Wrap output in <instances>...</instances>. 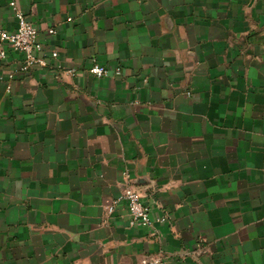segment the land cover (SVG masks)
<instances>
[{
  "label": "crops",
  "instance_id": "crops-1",
  "mask_svg": "<svg viewBox=\"0 0 264 264\" xmlns=\"http://www.w3.org/2000/svg\"><path fill=\"white\" fill-rule=\"evenodd\" d=\"M16 11L57 56L0 59V264H264V0H0V31ZM126 186L150 226L106 212Z\"/></svg>",
  "mask_w": 264,
  "mask_h": 264
},
{
  "label": "built area",
  "instance_id": "built-area-1",
  "mask_svg": "<svg viewBox=\"0 0 264 264\" xmlns=\"http://www.w3.org/2000/svg\"><path fill=\"white\" fill-rule=\"evenodd\" d=\"M15 18L17 21V28L14 31H0V59H3L6 50L10 49L23 54V60L16 71L26 73L31 69L45 67L47 65V55L51 58H56V51L47 50L44 45L37 40L38 33L35 27L26 19L23 13L16 11ZM54 33V29L47 30V35H53ZM68 73L72 74V71H68ZM87 74L92 77L101 78L114 75L117 76L120 74V71L116 69L111 72L105 67L94 63L87 70ZM13 75L14 73H9L6 77L11 80ZM7 90H9V86H7ZM118 200H124L126 202L131 225L139 223L143 226H150L148 208L143 203L140 194L136 190L131 186L124 187L117 200L106 208L108 214L112 213L114 204ZM137 264L167 263L162 258L144 257Z\"/></svg>",
  "mask_w": 264,
  "mask_h": 264
}]
</instances>
